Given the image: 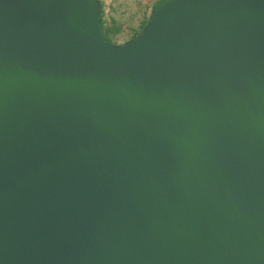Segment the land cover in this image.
I'll list each match as a JSON object with an SVG mask.
<instances>
[{
    "label": "water",
    "instance_id": "95a60500",
    "mask_svg": "<svg viewBox=\"0 0 264 264\" xmlns=\"http://www.w3.org/2000/svg\"><path fill=\"white\" fill-rule=\"evenodd\" d=\"M0 0V264H264V0Z\"/></svg>",
    "mask_w": 264,
    "mask_h": 264
},
{
    "label": "rangeland",
    "instance_id": "374dc122",
    "mask_svg": "<svg viewBox=\"0 0 264 264\" xmlns=\"http://www.w3.org/2000/svg\"><path fill=\"white\" fill-rule=\"evenodd\" d=\"M107 37L124 43L141 30L159 0H102Z\"/></svg>",
    "mask_w": 264,
    "mask_h": 264
},
{
    "label": "trees",
    "instance_id": "16d2710c",
    "mask_svg": "<svg viewBox=\"0 0 264 264\" xmlns=\"http://www.w3.org/2000/svg\"><path fill=\"white\" fill-rule=\"evenodd\" d=\"M162 1H164V0H159V2L155 5V7H156L159 3H161ZM101 4H102V9H101L102 24H101V25H102L103 33H104V36H105L106 40L111 41V40L107 37L106 31H105V23H104V15H105V11H104V5H103L102 0H101ZM149 18H150V17H149ZM148 20H149V19H147V21L144 23L143 27L146 25V23L148 22ZM143 27H142L141 30L138 31L133 37L137 36V35L142 31ZM133 37H132V38H133Z\"/></svg>",
    "mask_w": 264,
    "mask_h": 264
}]
</instances>
